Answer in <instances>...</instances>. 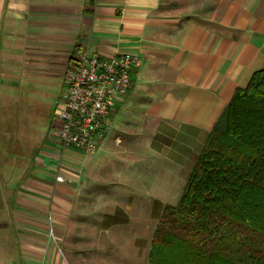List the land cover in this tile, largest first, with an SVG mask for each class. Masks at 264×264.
Returning <instances> with one entry per match:
<instances>
[{
    "label": "crops",
    "instance_id": "crops-1",
    "mask_svg": "<svg viewBox=\"0 0 264 264\" xmlns=\"http://www.w3.org/2000/svg\"><path fill=\"white\" fill-rule=\"evenodd\" d=\"M208 1L198 14L163 0H0V264H147L190 159L264 66V0ZM86 42L139 65L97 150L67 151L72 181L54 183L57 136L33 140L32 120L59 110Z\"/></svg>",
    "mask_w": 264,
    "mask_h": 264
},
{
    "label": "trees",
    "instance_id": "trees-1",
    "mask_svg": "<svg viewBox=\"0 0 264 264\" xmlns=\"http://www.w3.org/2000/svg\"><path fill=\"white\" fill-rule=\"evenodd\" d=\"M188 164L147 264H264V66L235 89Z\"/></svg>",
    "mask_w": 264,
    "mask_h": 264
},
{
    "label": "built area",
    "instance_id": "built-area-1",
    "mask_svg": "<svg viewBox=\"0 0 264 264\" xmlns=\"http://www.w3.org/2000/svg\"><path fill=\"white\" fill-rule=\"evenodd\" d=\"M138 58L121 51L99 55L89 51L88 42L71 69L65 72L66 90L59 100L58 160L54 183H70L61 173L62 156L69 150L94 153L105 135L110 112L130 88Z\"/></svg>",
    "mask_w": 264,
    "mask_h": 264
},
{
    "label": "rangeland",
    "instance_id": "rangeland-1",
    "mask_svg": "<svg viewBox=\"0 0 264 264\" xmlns=\"http://www.w3.org/2000/svg\"><path fill=\"white\" fill-rule=\"evenodd\" d=\"M205 1V2H204ZM204 2V3H203ZM210 4L208 0H163V6H168L169 8H174V10H178L180 12L191 13L196 10V12L201 13L205 9V3ZM66 82L64 74L61 75L60 80L57 84V92L56 95L59 94L60 89L64 88ZM51 93L48 92V96ZM50 111V114H48ZM43 115L37 119H33L31 125L32 129H35L34 126H42V132L35 130V133L30 134L33 137V140L38 141L41 139L42 142L45 140H50L51 142L56 141L57 136V128L59 125V119L57 116L58 107H55L54 104L46 106L43 108ZM52 112V113H51ZM32 119V118H31ZM36 123V124H35ZM36 128V129H37ZM189 164L187 165L188 169ZM186 169V171H187ZM90 237V236H89Z\"/></svg>",
    "mask_w": 264,
    "mask_h": 264
}]
</instances>
